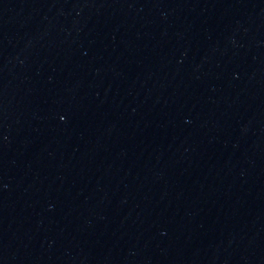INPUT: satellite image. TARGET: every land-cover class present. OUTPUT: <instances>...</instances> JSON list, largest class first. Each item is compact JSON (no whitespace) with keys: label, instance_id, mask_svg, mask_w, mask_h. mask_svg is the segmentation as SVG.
I'll list each match as a JSON object with an SVG mask.
<instances>
[{"label":"water","instance_id":"water-1","mask_svg":"<svg viewBox=\"0 0 264 264\" xmlns=\"http://www.w3.org/2000/svg\"><path fill=\"white\" fill-rule=\"evenodd\" d=\"M141 264H264V253H228L181 257Z\"/></svg>","mask_w":264,"mask_h":264}]
</instances>
